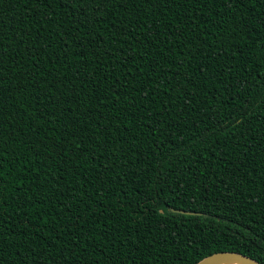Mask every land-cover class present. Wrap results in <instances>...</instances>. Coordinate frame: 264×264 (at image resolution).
Here are the masks:
<instances>
[{"label":"trees","instance_id":"trees-1","mask_svg":"<svg viewBox=\"0 0 264 264\" xmlns=\"http://www.w3.org/2000/svg\"><path fill=\"white\" fill-rule=\"evenodd\" d=\"M264 264V0H0V264Z\"/></svg>","mask_w":264,"mask_h":264},{"label":"water","instance_id":"water-1","mask_svg":"<svg viewBox=\"0 0 264 264\" xmlns=\"http://www.w3.org/2000/svg\"><path fill=\"white\" fill-rule=\"evenodd\" d=\"M260 264L256 260L235 251H219L204 255L193 264Z\"/></svg>","mask_w":264,"mask_h":264},{"label":"bare ground","instance_id":"bare-ground-1","mask_svg":"<svg viewBox=\"0 0 264 264\" xmlns=\"http://www.w3.org/2000/svg\"><path fill=\"white\" fill-rule=\"evenodd\" d=\"M230 264H237V263H230Z\"/></svg>","mask_w":264,"mask_h":264}]
</instances>
